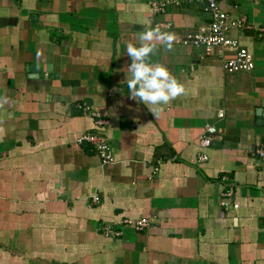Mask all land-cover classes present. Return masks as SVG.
Returning <instances> with one entry per match:
<instances>
[{"label":"crops","instance_id":"0c3cea01","mask_svg":"<svg viewBox=\"0 0 264 264\" xmlns=\"http://www.w3.org/2000/svg\"><path fill=\"white\" fill-rule=\"evenodd\" d=\"M150 1L0 0V264H264V0H220L252 28L230 34L254 59L237 73L222 69L232 52L181 42L209 24L203 3ZM167 23L173 49L151 59L186 91L155 118L129 98L127 45ZM94 132L114 164L76 143Z\"/></svg>","mask_w":264,"mask_h":264},{"label":"built area","instance_id":"2783aa9c","mask_svg":"<svg viewBox=\"0 0 264 264\" xmlns=\"http://www.w3.org/2000/svg\"><path fill=\"white\" fill-rule=\"evenodd\" d=\"M188 3L201 2L205 5V10L210 15V22L207 26L200 27L197 32L187 34L181 39V42L186 45H191L197 48H203L204 51L209 54L214 50H218L223 54V51H230L232 55L225 57L222 62V69L227 73L248 72L254 67V59L246 48L240 46L238 40L230 36L234 31L251 30V26L247 22V18L244 15L233 17L225 12L220 7V0H184ZM169 3L167 0H151L150 8L154 13L163 12L166 5ZM165 28H169L170 25L160 24ZM262 32L264 29L261 28ZM84 111H88L89 108L82 104L79 106ZM93 117H99L95 113H90ZM219 117L223 116L220 112ZM94 124L98 127L108 124V120L95 119ZM216 134V129L213 126H207L205 128V134L199 139V146L201 149L208 148ZM77 144H89L97 153L100 162L104 165L114 164L115 158L109 144L108 138L101 133H87L79 136L76 139ZM254 155L264 160V147H258L254 149ZM207 155L202 153L198 156L197 161H206ZM227 181V178H223ZM232 188H229L226 192L222 193L220 205L225 208L230 207L228 199L232 196ZM91 202L97 204L100 202L97 195L92 196ZM234 209L237 208L236 204H233ZM121 225L125 227H131L134 230L141 231L149 225L147 218H140L136 220L124 219ZM103 233L106 237H120L122 235L121 230H116L111 225H106L103 228Z\"/></svg>","mask_w":264,"mask_h":264},{"label":"clouds","instance_id":"9594fccd","mask_svg":"<svg viewBox=\"0 0 264 264\" xmlns=\"http://www.w3.org/2000/svg\"><path fill=\"white\" fill-rule=\"evenodd\" d=\"M137 42L127 45V56L130 63L127 72L129 98L142 103L159 118L162 107L185 94V86L162 63L153 62L152 57L157 53L158 47L171 51L176 41V35L163 31L160 25L148 26L137 34ZM8 103L6 96L0 97V107Z\"/></svg>","mask_w":264,"mask_h":264},{"label":"rangeland","instance_id":"374dc122","mask_svg":"<svg viewBox=\"0 0 264 264\" xmlns=\"http://www.w3.org/2000/svg\"><path fill=\"white\" fill-rule=\"evenodd\" d=\"M235 32H238V31H234L233 34H236Z\"/></svg>","mask_w":264,"mask_h":264}]
</instances>
